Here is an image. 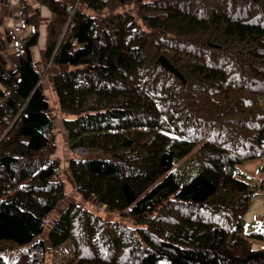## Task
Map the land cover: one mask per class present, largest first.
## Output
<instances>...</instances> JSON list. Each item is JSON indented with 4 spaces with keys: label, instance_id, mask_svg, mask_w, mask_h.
Instances as JSON below:
<instances>
[{
    "label": "trees",
    "instance_id": "1",
    "mask_svg": "<svg viewBox=\"0 0 264 264\" xmlns=\"http://www.w3.org/2000/svg\"><path fill=\"white\" fill-rule=\"evenodd\" d=\"M19 2L30 29L14 69L0 63V241L27 249L0 264H36V244L42 258L69 244L63 264H264V227L243 224L256 184L238 169L264 156V0ZM62 174L119 218L75 200L54 214Z\"/></svg>",
    "mask_w": 264,
    "mask_h": 264
},
{
    "label": "rangeland",
    "instance_id": "2",
    "mask_svg": "<svg viewBox=\"0 0 264 264\" xmlns=\"http://www.w3.org/2000/svg\"><path fill=\"white\" fill-rule=\"evenodd\" d=\"M4 1L8 2V6L10 8L13 7V12L11 13L12 14L11 16L13 19V13H14L16 6H12L11 2L9 3V0H4ZM10 49L12 52H10L9 55L14 53V45L13 44H11ZM9 55L7 56V61L9 64H11L8 60ZM4 63H6V65H9L5 61H4ZM37 67L40 70V72L42 73V75H41L42 87H43L44 92L46 93V95L48 97V102H49V105L51 107L49 110L50 117H52L57 129L61 130L62 133H64V129H63L62 122H61L62 116L60 114L58 101H57L55 93L50 88L51 75L49 73H46L47 66H42L40 63H38ZM62 137H63V135L60 133L59 134L60 141H58L60 148H59L58 152L61 154H63V152H66V153L68 152V149L66 147V143L64 142V140L61 139ZM196 150H197V148L195 147L189 154L184 156V158L182 160H180L178 163H176L175 166L177 167V166L183 165L186 160H188L189 158H191L195 154ZM96 156H97V154H96ZM62 157L63 158H62L61 166L62 165L65 166L66 165L65 160L69 156L66 154V155H63ZM257 160L260 161V163H264V162H261L262 157L257 158ZM262 172H263V169H261L258 172V174H248V177L252 180V184L253 185L256 184V187H254L255 194L251 198L249 206L243 215V224H244V227L246 228V231L261 230L264 227V188L261 189L258 186L259 182L261 180H264V173L262 174ZM62 177L65 179L67 196L58 203L54 214L59 213L65 207V205L68 202H70L71 200H75L79 204H82V205L84 204L87 208L95 210L96 212L100 213L101 215H103L105 217L108 216V218H111V219H118L119 218L118 213L106 211L105 210L106 207L96 205L94 200L90 201L93 206L86 203L85 200L80 195H78V193H75L74 189L72 188L70 181H68L67 178L65 177V174H62ZM101 210L103 212H101ZM45 224H46V221H45L44 225ZM36 246H37V244L34 245L32 247V249L34 250V247L36 248ZM253 246L255 248L259 247V245H257V242H254ZM26 249H27L26 245L25 246H16V244L13 243L12 241H8V240H1L0 241V252L3 255V257L6 259V261H8V262L16 261L20 252L25 251ZM42 251H43V248H42ZM55 252L56 253H53L51 258H50V255L46 254L45 258L43 257V263L42 264H63L67 259H69L71 257V246L69 244H64L61 246V248L55 250ZM36 255H37V260L35 262L37 264L38 261H40V259H41L42 252H40L39 254L37 253ZM48 259H51V261L49 262Z\"/></svg>",
    "mask_w": 264,
    "mask_h": 264
},
{
    "label": "crops",
    "instance_id": "3",
    "mask_svg": "<svg viewBox=\"0 0 264 264\" xmlns=\"http://www.w3.org/2000/svg\"><path fill=\"white\" fill-rule=\"evenodd\" d=\"M12 6H16L14 13L19 9V0H9ZM41 14L43 16H50V11L45 6H41ZM13 7L10 8L8 6V2L4 0H0V63L4 66L6 70H13V66L8 63L7 56L10 54L11 51V44H14L13 34L10 31V27L13 24L12 13ZM13 13V14H14ZM46 38V26L44 24L40 27V34L38 39V45L33 48V57L36 60L40 59V49L44 48ZM9 65H6V63ZM261 162H264V156H262ZM238 169L245 173V174H258V172L263 169L262 174L264 173V163H260L257 159L250 160L243 162L242 164L238 165ZM263 182V180H261ZM260 181V182H261ZM259 247L262 244H258Z\"/></svg>",
    "mask_w": 264,
    "mask_h": 264
},
{
    "label": "built area",
    "instance_id": "4",
    "mask_svg": "<svg viewBox=\"0 0 264 264\" xmlns=\"http://www.w3.org/2000/svg\"><path fill=\"white\" fill-rule=\"evenodd\" d=\"M21 17H22L21 11H16L13 14V24L10 27V31L12 32L13 38H14V44H13L14 52H17L20 50L25 34L30 29L29 25H26L21 21ZM77 151L82 156H86L88 154V152L84 148L83 149L79 148L77 149ZM45 221L46 220H44L43 223H45ZM32 252L39 254L40 252H42V248L40 247V245H37L36 248L34 247V250L32 249ZM42 263H43V258L41 257L40 261H38L37 264H42Z\"/></svg>",
    "mask_w": 264,
    "mask_h": 264
},
{
    "label": "water",
    "instance_id": "5",
    "mask_svg": "<svg viewBox=\"0 0 264 264\" xmlns=\"http://www.w3.org/2000/svg\"><path fill=\"white\" fill-rule=\"evenodd\" d=\"M158 62L165 67L168 71L172 72L174 75H176L181 81L184 82L183 75L172 65L169 63L167 58L164 55H160L158 57Z\"/></svg>",
    "mask_w": 264,
    "mask_h": 264
},
{
    "label": "bare ground",
    "instance_id": "6",
    "mask_svg": "<svg viewBox=\"0 0 264 264\" xmlns=\"http://www.w3.org/2000/svg\"><path fill=\"white\" fill-rule=\"evenodd\" d=\"M17 11H20L19 9Z\"/></svg>",
    "mask_w": 264,
    "mask_h": 264
},
{
    "label": "clouds",
    "instance_id": "7",
    "mask_svg": "<svg viewBox=\"0 0 264 264\" xmlns=\"http://www.w3.org/2000/svg\"><path fill=\"white\" fill-rule=\"evenodd\" d=\"M104 207V206H103Z\"/></svg>",
    "mask_w": 264,
    "mask_h": 264
}]
</instances>
